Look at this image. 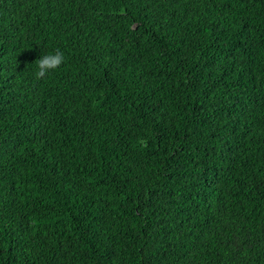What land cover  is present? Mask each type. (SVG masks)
I'll return each instance as SVG.
<instances>
[{
  "label": "trees",
  "instance_id": "1",
  "mask_svg": "<svg viewBox=\"0 0 264 264\" xmlns=\"http://www.w3.org/2000/svg\"><path fill=\"white\" fill-rule=\"evenodd\" d=\"M0 264H264V0H0Z\"/></svg>",
  "mask_w": 264,
  "mask_h": 264
},
{
  "label": "clouds",
  "instance_id": "2",
  "mask_svg": "<svg viewBox=\"0 0 264 264\" xmlns=\"http://www.w3.org/2000/svg\"><path fill=\"white\" fill-rule=\"evenodd\" d=\"M66 60L63 51L56 49L53 52L42 55L33 71L34 78L41 80L47 77L53 70L59 68Z\"/></svg>",
  "mask_w": 264,
  "mask_h": 264
}]
</instances>
